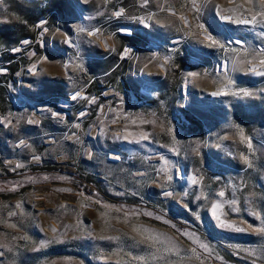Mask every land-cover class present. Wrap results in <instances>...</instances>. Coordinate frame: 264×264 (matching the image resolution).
Masks as SVG:
<instances>
[{
	"label": "rangeland",
	"instance_id": "obj_1",
	"mask_svg": "<svg viewBox=\"0 0 264 264\" xmlns=\"http://www.w3.org/2000/svg\"><path fill=\"white\" fill-rule=\"evenodd\" d=\"M260 5L0 0V264H264Z\"/></svg>",
	"mask_w": 264,
	"mask_h": 264
},
{
	"label": "snow or ice",
	"instance_id": "obj_2",
	"mask_svg": "<svg viewBox=\"0 0 264 264\" xmlns=\"http://www.w3.org/2000/svg\"><path fill=\"white\" fill-rule=\"evenodd\" d=\"M144 2L147 3L148 0H144ZM260 7H261L262 9H264V0H261V5H260ZM245 11L248 12L250 18H241V19H235V20H234V18H233L232 16H228V15L221 16L220 18H221L222 20H224L225 22H235V23H237V24H246V25H248V24H253V25H254V24H264V10H261V11H259V12H256L255 14H252L251 9H246ZM122 13H123V9H121V10L118 11V12H116L115 15H116V16H120V15H122ZM182 19H183V18H182ZM201 28H203V26H201ZM203 31L206 33L204 39H205V41L208 42V43H207V46H208V47H213V46H215V47L223 48V45H221V44L219 43V41H218V40H217V39H216V38H215L210 32H208V30H207L206 28L203 29ZM90 35H95V33H90ZM25 43H27V41H25ZM105 47H108V45L105 44ZM261 51L264 52V50H261ZM125 54H127V53L125 52ZM248 63H251V61H249ZM259 66L264 67V59H260V60H259ZM33 71H35V65L33 66ZM248 71H249V72H255L256 69H255L254 67H250V68H248ZM261 74H264V73H261ZM191 75L194 76V75H196V74H195V73H192ZM215 94H219V93H215ZM233 94H234V95H236V94H242V95H244V96L251 95L249 92H247V91H243V90H241V93H233ZM79 95H80V93H77L76 96L73 97V99L79 97ZM82 115H83V114H82ZM30 122H31V121H30ZM123 138H124L125 140L129 139L128 136H125V137H123ZM139 138L142 139V140H146V139H147V135H146V134H141ZM21 143H23V141H22ZM249 147H251L250 144H249ZM34 159H38V157H34ZM244 159H245V163H248V159H247V157H245ZM168 179L170 180L171 177L169 176ZM193 183L195 184V183H197V181L194 180ZM165 195H171V193H167V192H166ZM219 195H220V196H223L224 193L221 192V193H219ZM216 207H217V206H213V212H214V213H215ZM149 215H150V214H149ZM253 215H256V213H253ZM217 219H219V217H217ZM220 226H221V227H224V228L235 229V230H237V231H247V230H252V231H254V232L258 233V234L264 235V226H261V227H258V228H252V226L249 225V228H248V229H244V228H238V227L236 226L235 223H230V222H228V221H226V220H220ZM53 231H55L54 228H53Z\"/></svg>",
	"mask_w": 264,
	"mask_h": 264
},
{
	"label": "trees",
	"instance_id": "obj_3",
	"mask_svg": "<svg viewBox=\"0 0 264 264\" xmlns=\"http://www.w3.org/2000/svg\"><path fill=\"white\" fill-rule=\"evenodd\" d=\"M32 38H34V36H31Z\"/></svg>",
	"mask_w": 264,
	"mask_h": 264
}]
</instances>
